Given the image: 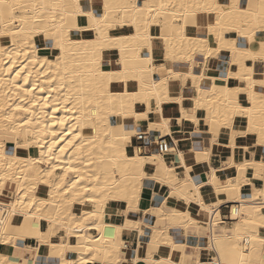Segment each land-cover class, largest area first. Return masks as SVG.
<instances>
[{"label": "bare ground", "instance_id": "bare-ground-1", "mask_svg": "<svg viewBox=\"0 0 264 264\" xmlns=\"http://www.w3.org/2000/svg\"><path fill=\"white\" fill-rule=\"evenodd\" d=\"M20 2L27 23L0 24V264H264V120L254 111L249 131L238 110L264 109L261 0H240L252 5L241 19L192 14L225 0H143L162 38L127 95L99 85L87 47L33 35L54 34L64 13L53 24L50 6L71 0ZM66 21L65 37L86 45L87 19Z\"/></svg>", "mask_w": 264, "mask_h": 264}, {"label": "snow or ice", "instance_id": "snow-or-ice-1", "mask_svg": "<svg viewBox=\"0 0 264 264\" xmlns=\"http://www.w3.org/2000/svg\"><path fill=\"white\" fill-rule=\"evenodd\" d=\"M37 5H32V12H35ZM71 7L73 10L68 11ZM193 15L201 11H218L219 13H233L236 12L239 15L237 17H231L232 19H241L247 17L252 5L249 3L245 8L240 0H232V3L225 5H201L194 3L191 6ZM261 7H264V0H261ZM165 8L176 9V5H159V9ZM189 8L186 4H180L179 17L184 20L183 11ZM53 13L51 20L55 24V20L58 14L61 12L64 15H60L62 21L61 25L57 28L54 34L48 35L46 29L37 28L34 30L33 35H44L46 41L53 43L55 47L64 50L65 43L71 44L74 47H87L91 50L94 57L91 61V68L89 71L96 77H98V83L101 87L105 85H112L116 87L119 85L122 89H125L124 95H127V89L136 87L137 81L143 85L142 74L145 71L144 63L141 61V56L145 57L149 68L152 65L151 53L159 45L162 37H153L149 29L153 23L157 22L160 18V12L157 7L151 4L143 2V0H135V2L129 3L128 0H85V4L81 6V0H71V5L58 3L50 6ZM137 13L138 15L133 18L128 13ZM147 12V16L142 14ZM29 5L21 3L20 0H0V24L5 20L9 24L15 25L16 18L19 17L20 23H27L25 17L29 15ZM123 15V18H121ZM66 17H81L86 18L88 21V27L77 29L78 32L83 33L89 37L87 44L83 41H75L72 37H65V25L67 24V30L72 31L74 22L68 23ZM167 23V15L163 18ZM202 23H207L201 17ZM172 23L176 24L175 17L172 19ZM221 20L217 18L215 20V26L219 27ZM160 25L157 24V30L159 31ZM113 29H115L113 31ZM143 29V30H141ZM133 33V35H125L124 33ZM211 31V25L209 26ZM131 47V56L125 55ZM264 47V46H262ZM116 52L119 55H116ZM167 59V57H165ZM104 68H109L111 71H104ZM251 83V81H250ZM261 98L264 99V81L259 82ZM239 94L241 89L236 90ZM214 94V93H213ZM123 98V96L118 97ZM244 103L252 104V97L249 96L247 101L241 97L239 104ZM202 106V105H200ZM241 115L249 117L248 130L252 131V114L256 111V114L264 120V109L256 110L253 107H239ZM235 114V113H234ZM61 123H63L61 121ZM261 133H264V124L260 128ZM214 264H223L222 257H217Z\"/></svg>", "mask_w": 264, "mask_h": 264}, {"label": "crops", "instance_id": "crops-1", "mask_svg": "<svg viewBox=\"0 0 264 264\" xmlns=\"http://www.w3.org/2000/svg\"><path fill=\"white\" fill-rule=\"evenodd\" d=\"M141 134H143V133H141ZM138 137V136H137ZM143 139H144V134H143V137H142ZM142 139V140H143ZM142 140H138V139H136V142L137 143H139V142H142ZM150 148H151V146L150 145H147L146 146V150L147 151H149L150 150ZM158 149H159V147H158ZM220 161H221V156L219 155V154H214L213 156H212V163L214 164V165H219L220 164ZM207 190H211V186H208L207 187ZM129 241H131V242H133V244H134V242H135V232H133L132 234H131V236L129 237ZM137 264H144L143 262H138Z\"/></svg>", "mask_w": 264, "mask_h": 264}, {"label": "built area", "instance_id": "built-area-1", "mask_svg": "<svg viewBox=\"0 0 264 264\" xmlns=\"http://www.w3.org/2000/svg\"><path fill=\"white\" fill-rule=\"evenodd\" d=\"M142 137H143V134H139L137 139L142 140ZM158 146H159L160 151H162V152L167 151V143L164 142L163 140H160Z\"/></svg>", "mask_w": 264, "mask_h": 264}, {"label": "rangeland", "instance_id": "rangeland-1", "mask_svg": "<svg viewBox=\"0 0 264 264\" xmlns=\"http://www.w3.org/2000/svg\"><path fill=\"white\" fill-rule=\"evenodd\" d=\"M191 249H189V251H190Z\"/></svg>", "mask_w": 264, "mask_h": 264}]
</instances>
